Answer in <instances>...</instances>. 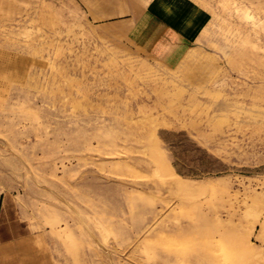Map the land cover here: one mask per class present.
I'll return each mask as SVG.
<instances>
[{"label": "rangeland", "instance_id": "1", "mask_svg": "<svg viewBox=\"0 0 264 264\" xmlns=\"http://www.w3.org/2000/svg\"><path fill=\"white\" fill-rule=\"evenodd\" d=\"M0 264H264V0H0Z\"/></svg>", "mask_w": 264, "mask_h": 264}, {"label": "bare ground", "instance_id": "2", "mask_svg": "<svg viewBox=\"0 0 264 264\" xmlns=\"http://www.w3.org/2000/svg\"><path fill=\"white\" fill-rule=\"evenodd\" d=\"M6 0H1V4L4 3ZM175 187L177 188H190V184L187 182L181 181V180H175L174 181Z\"/></svg>", "mask_w": 264, "mask_h": 264}]
</instances>
